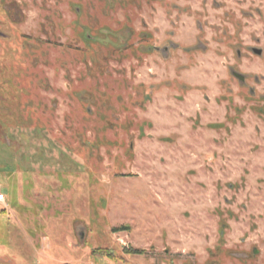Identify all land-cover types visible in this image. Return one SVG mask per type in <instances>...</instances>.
<instances>
[{"label": "rangeland", "instance_id": "obj_1", "mask_svg": "<svg viewBox=\"0 0 264 264\" xmlns=\"http://www.w3.org/2000/svg\"><path fill=\"white\" fill-rule=\"evenodd\" d=\"M0 194V264H264V0H0Z\"/></svg>", "mask_w": 264, "mask_h": 264}, {"label": "flooded vegetation", "instance_id": "obj_2", "mask_svg": "<svg viewBox=\"0 0 264 264\" xmlns=\"http://www.w3.org/2000/svg\"><path fill=\"white\" fill-rule=\"evenodd\" d=\"M85 39H89V37L86 36ZM166 50H167V48L164 47V48L162 49V53H165ZM256 53L259 54V55L261 54V52H259V51H257Z\"/></svg>", "mask_w": 264, "mask_h": 264}, {"label": "built area", "instance_id": "obj_3", "mask_svg": "<svg viewBox=\"0 0 264 264\" xmlns=\"http://www.w3.org/2000/svg\"><path fill=\"white\" fill-rule=\"evenodd\" d=\"M0 202H4V196L0 194Z\"/></svg>", "mask_w": 264, "mask_h": 264}, {"label": "trees", "instance_id": "obj_4", "mask_svg": "<svg viewBox=\"0 0 264 264\" xmlns=\"http://www.w3.org/2000/svg\"><path fill=\"white\" fill-rule=\"evenodd\" d=\"M138 251H134L133 253H137ZM111 255V253H109Z\"/></svg>", "mask_w": 264, "mask_h": 264}, {"label": "water", "instance_id": "obj_5", "mask_svg": "<svg viewBox=\"0 0 264 264\" xmlns=\"http://www.w3.org/2000/svg\"><path fill=\"white\" fill-rule=\"evenodd\" d=\"M256 253V251H254V254Z\"/></svg>", "mask_w": 264, "mask_h": 264}]
</instances>
